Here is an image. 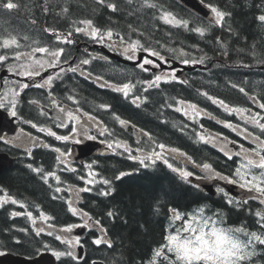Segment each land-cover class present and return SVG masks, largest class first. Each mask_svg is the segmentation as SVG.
<instances>
[{
    "label": "trees",
    "instance_id": "1",
    "mask_svg": "<svg viewBox=\"0 0 264 264\" xmlns=\"http://www.w3.org/2000/svg\"><path fill=\"white\" fill-rule=\"evenodd\" d=\"M201 1L230 14L226 15L222 27L201 18L177 0H157V2H162L164 7L174 12L178 18L188 20V29L164 25L153 19L154 14L150 11L134 12V5L129 6L127 0H106V3H117L120 11L115 13L97 3V0H15L21 4L19 11L6 12L0 8V43L10 36H16L21 44H31L29 39L26 43L24 42L23 35L31 33L24 29L25 25L32 24V20L36 21L35 24H32L35 26L38 23H46L54 19L55 26H58L61 31H68L70 25H76L74 22L84 19H91L94 25L103 29L112 28L124 34L128 32V25H132L133 28L140 30L139 32H143L152 43L156 44L158 41L174 45L176 49H183L188 53L186 58L199 59V57L205 56L204 64L212 63V68L204 71L200 75V79H189L188 84H171L173 87L171 92L174 93L173 95H179L185 100L218 112L222 120L227 119L240 126H245L243 123L241 124L238 117L230 116L221 108L210 105L207 98L198 93L206 91L210 96L223 99L230 106L248 107L252 111L259 110L253 108L255 105L247 96L249 94L258 98L264 96V69L259 68L264 65V22L258 20V16L264 13V0ZM44 4L47 7L48 5L53 8L56 6L55 12L42 13ZM37 7L40 12L33 11ZM63 8H67L70 13L62 14ZM50 10L52 9L49 8ZM129 13L133 14L129 15ZM195 27H207L208 30L204 36H200L191 30ZM42 33L46 34L44 31ZM40 34V32H36L32 37L37 38ZM47 42H51V39H47ZM141 42L144 43L143 40ZM20 50L27 51L28 49ZM7 51L0 49V55H9ZM232 84L243 87L248 95L239 92L238 88H232ZM91 85L95 87L93 84ZM92 87L91 89L95 90ZM149 92L147 95L149 94L151 101L148 105L145 104V111L133 107L130 100H125L108 90L102 91L99 99H101V103L111 106V109L107 111L108 114L112 110L135 124L149 128L158 142L164 143L168 147L184 149L193 154L197 147L193 139H196V133L199 131L196 123H187L186 119H182L174 111L164 114V106L160 101L167 91ZM165 110H168L166 105ZM210 126L216 132L228 133L222 126L215 127L213 124ZM248 128L250 131H254L251 126ZM254 133L259 134L258 130ZM124 138L133 150L138 146L131 137L126 138L125 136ZM131 154L136 156L135 151ZM194 157L200 159L197 156ZM43 158L46 162L51 159L45 154H43ZM210 159L217 168L222 167L223 159L220 157ZM52 160L49 161L53 162ZM132 160L134 161V159ZM133 161L130 160L127 152L117 149L114 155L106 158L105 167L99 170L101 177L110 181L111 189L107 190L110 194L102 195L103 191L99 186H96L92 192L90 191L91 193L82 194L83 209L85 208L102 223L113 242L112 248L106 247L105 250L97 251L102 258L108 261V264H149L154 251L163 242V236L172 219L170 211L172 208L179 211L195 210L199 203L206 198L214 201L216 206L226 210V213L236 207L235 204H232L230 208L227 207L225 199L221 197H206L200 188L198 189L191 181L184 180L161 161L144 168H139ZM146 163L148 162L146 161ZM171 163L173 164L174 161ZM224 163L230 168V170L227 169L228 172H233L237 166L235 159L224 160ZM28 164H32L33 167L44 165L38 156H35L27 164L22 161L16 162L12 168L2 174L3 186L22 196L30 211L52 213L58 226L61 223H67L68 218L72 217L65 213L64 205H59L60 202L53 199L51 193L53 184L44 183L41 179L42 173L33 172L27 167ZM48 165L49 170L53 171L54 163H48ZM130 171L133 172L130 173ZM121 172L126 175L117 179ZM222 200L223 203H221ZM36 205H39V208ZM249 207L250 213H254L255 210L264 212V205L254 201L247 206L244 205L243 209ZM6 211L7 209H0V216L5 218V220L0 219V242L6 249L29 256L33 255L31 249L38 242H46L54 248L59 247L56 241H52L47 236H40V240L37 241L32 236L34 234L32 229L28 228V235L22 234L21 250V245L13 243L14 239H12L14 233L17 232L9 231L10 226L19 227V222L17 219L9 220ZM109 211L114 213V217L108 216ZM242 213L237 212L229 217L233 222H239L238 220L242 219ZM243 223L245 226H250V231L264 234L255 222L253 215L250 218V223ZM22 225L24 227L23 223ZM255 261H258V264H264V255H259ZM64 262L65 264H88V258L81 262Z\"/></svg>",
    "mask_w": 264,
    "mask_h": 264
},
{
    "label": "snow or ice",
    "instance_id": "2",
    "mask_svg": "<svg viewBox=\"0 0 264 264\" xmlns=\"http://www.w3.org/2000/svg\"><path fill=\"white\" fill-rule=\"evenodd\" d=\"M97 3L107 7L112 12H119L120 8L115 2H107L106 0H97ZM129 6L134 5V12H152L153 19L158 20L164 25L171 26L173 28H189V21L185 19L178 18L177 15L169 11L164 7L162 2H157V0H127ZM211 12L214 14L211 23L217 26H223L226 14L224 11L219 10L216 7L209 6ZM0 8L4 11L11 12L13 10L19 11L21 4L15 2V0H2L0 2ZM49 11L48 7H44V12L47 14ZM68 12L67 8L62 9V14ZM133 13H129L132 15ZM260 22H264V13L258 16ZM35 20L31 23L35 24ZM80 26H75L72 30L67 33H61L53 29L45 28L43 31L49 35V37H55L58 44L63 45H74L77 43L73 39L74 33L76 35H85L92 42L96 44L103 45L108 48H116L117 50H122L123 54L128 60L136 62V66L144 72H149L151 69H160L161 63L170 64L173 60L182 63L185 66L188 65H203L206 57L201 56L199 59H189L186 58L188 53L183 49L167 48L166 51L171 54V56H165L161 54V51L157 50L163 48L164 45L156 42V47L146 46L151 44V40L145 37L143 32H139L137 29L133 28L132 25H128V32L126 34L108 28L107 30H102L96 27L91 19H84L78 22H74ZM200 36H204L207 32V27H195L191 29ZM25 41L28 37H23ZM144 41L142 43L141 41ZM39 41H33L31 44H21L20 40L16 36H10L4 39L0 43V49L11 50L13 55H0V64L7 63L9 60H13L14 63L8 64L7 72L12 73L17 77L14 82L13 87L7 88L0 94V110L6 111L7 115L19 119L21 122L31 125L33 129H37L40 133H46L49 136L55 137L58 141L68 142L74 141L79 144L82 142L83 138L88 140H95L96 136L89 134L90 128L95 127L101 136H111L112 132L108 129L103 121L98 120L95 116L91 115L89 112H84L78 106L73 110L71 108H66L61 105L57 99L52 96V85L54 81L62 80L66 73L71 72L73 74L79 72L81 76L87 79H95L100 87L110 88L116 93H120L124 98L132 96L131 103L139 107L141 104L148 101V96L145 95L143 98L136 95L137 85L143 89L145 93H148L151 89H159L161 83L179 82L183 84H188L187 80H179L177 76V70L172 68L170 71H160L159 74L154 75L151 80L147 81H128L126 83L117 85L113 84L107 80H104L101 76L93 77L91 72H88L84 66L89 65L92 59H105L104 57H92L84 58L79 60L78 63L70 64L69 58L71 57V52H69L65 47H53L49 46H39ZM27 48V51H21L20 49ZM144 54V55H141ZM227 54V53H225ZM85 55H90L85 50ZM74 59V58H73ZM150 66V67H149ZM246 66V65H245ZM48 70H54L51 75L46 78L42 77V72ZM36 77H41L42 83L36 84L34 80ZM21 80H26L27 82H21ZM7 83V82H5ZM37 88H48L50 103L55 109L54 119L58 121L56 127L70 129L67 135H57V132L53 131L51 127L39 126L31 120H24L20 115L18 110L19 100L22 98L21 94L23 90L29 87ZM0 87H4L0 85ZM232 88H238L239 92L248 95L243 87H239L236 84L231 85ZM213 104L218 105L230 116L235 115L243 122L245 126L233 124L231 121L223 122V126L230 129L234 133H238L243 137L244 140L250 142L252 147L245 148L241 145H234L238 148L235 153H229L226 150V145L228 143H233L228 141L222 133L212 134L205 133L204 131L196 133L199 142L204 144H225V147L219 149L220 152L224 153L228 159L240 160V163L236 166L234 170V177L232 179L228 176H223L221 173L216 172L212 164L203 162L197 163L192 157L187 156L186 153L181 152L176 148H169L164 143H157V141L152 137L151 133L139 130V135L141 137H146L148 144L151 145L150 150L146 151L144 147L138 146L133 150L126 142H121L119 140H114L107 143V147L115 152L117 149H123L124 152L129 154L130 159L139 160L141 165L145 167H150L154 165L157 161H161L169 169L177 172L184 180H188L190 177L195 176V169H199L205 174V178L213 179L219 178L224 179L228 183L236 184L240 189L244 190L247 198L243 200L228 199L227 204L232 205H247L249 200L257 201L260 205H264V96H249V100L253 105H255L259 110L252 111L251 108H242L230 106L223 99H219L210 96L208 92L198 93ZM66 99L73 101L78 105L73 95H69ZM29 103L38 104V101H30ZM177 107L175 111L181 112L185 117L189 118L193 122L197 119H202L207 116V112H202L195 103H191L185 100L176 101ZM100 109L108 110L110 105L100 104L98 106ZM168 107H172L171 104ZM40 115H48L44 108H40ZM121 126L127 125L128 127H133L130 122L120 118L115 117ZM248 126H251L254 131L258 130L259 134H254V131H249ZM203 130V125H200ZM20 134L16 135L12 139H8L5 136L0 135V141L4 143L18 144L31 143L33 147L42 143L39 137H33L31 133H24L23 129H20ZM44 147H50L47 144H43ZM58 155L56 156L57 168L66 171L75 172L76 169L70 167L69 157L71 155L70 151H61L60 148L53 149ZM135 151L140 155L133 156L131 153ZM174 154H179L180 156L187 157V161L193 165L194 170L189 171L182 168H174L173 164L169 162V158L175 159ZM27 155L31 157V150L27 151ZM146 161L148 163H146ZM27 167L37 174H41V179L44 183H48L50 179H54L57 184L60 183V176L57 172L49 171L43 172L42 168H34L32 164H28ZM85 167L91 169L92 165H85ZM96 173L89 171L88 179L86 184L92 185L98 181L95 179ZM126 173L121 172L117 179L125 176ZM84 179V177H81ZM104 185H109L110 181L107 179H102ZM51 187V185H49ZM198 187V185H197ZM3 191V195H0V207L5 204L19 205L21 208L27 209V205L21 201H18L13 196H10L5 189H0ZM54 191L60 193L64 191L61 187H55ZM69 192L73 190L68 189ZM90 191L89 188H81L74 195L78 199L79 192ZM217 191L224 192L223 188H218ZM102 195H109L110 192L105 191L101 193ZM227 195V193H225ZM59 197H53L57 199ZM76 202L72 196L66 201L68 205V210L73 215L83 216V225L70 224L61 228L59 233L54 236L56 241H59L62 245L66 246L65 251L52 250L51 246L46 242H38L35 247L31 249L33 255L25 257L29 261V264H38L39 259H41L46 252H50L57 260L61 261V264H65L62 260L63 257H68L71 260H77L80 257L77 254V248H82L81 239L79 236L69 237L73 229L77 227H88L89 222L92 221V217L84 212L82 209L74 207L73 204ZM39 208V205H36ZM172 213V220L169 229L166 230L163 236V242L154 251L149 264H157L160 260L163 264H252L253 258L257 255L256 248L260 246L264 248V234H257L256 231H249L246 227H223L225 223L222 214L214 213L212 216L206 215L205 208L201 207L195 210L192 214H182L179 210L172 208L170 209ZM26 215L31 221V228L36 237L42 235L53 236L56 232L55 226L48 223L50 220L54 219L52 216L45 214L40 211L38 217L33 216L32 211L25 212H12V217ZM109 217H114L112 211L108 212ZM217 217V218H214ZM256 223L264 233V214L260 211L255 212ZM37 221L41 224L38 225ZM180 222V227H176V223ZM95 225L99 226L100 221L96 220ZM20 231L27 233L28 229H20ZM103 233L102 237L95 238L93 243L97 246L102 244L111 248L113 242L107 239V230L101 228ZM15 244H21L22 241L19 239L13 240ZM10 255V253L4 249L0 248V257ZM264 255V253H261Z\"/></svg>",
    "mask_w": 264,
    "mask_h": 264
},
{
    "label": "flooded vegetation",
    "instance_id": "3",
    "mask_svg": "<svg viewBox=\"0 0 264 264\" xmlns=\"http://www.w3.org/2000/svg\"><path fill=\"white\" fill-rule=\"evenodd\" d=\"M34 27H40V26L39 25H35ZM60 32L61 33H67V32H64V31H60ZM78 37H79V35H76L74 33L73 39L76 40L77 43H75V45L73 47H71L72 51H71V57L69 58V62H70V64L74 65L75 63H78L79 60L84 59V58L91 59L92 57H104L105 59H92V62L89 65L84 66L86 68V70L88 72H91L92 75H94V76H101V77H103L104 80H107V81L111 82V79H112V77H114V75L110 74L107 71L106 72L100 71L98 68H94L92 66L96 62H103V61H106V60H108L110 63H112L113 66L117 65V66L113 67V70H122L121 73H123L124 76H126V78H128L129 80L137 79V77L150 78L149 80H151L154 77V75L159 74V72L157 71L158 69H154L153 68L149 72H144L141 69H139L136 65H130V64L124 65V64H122L121 61L113 58L107 52V51L115 52V53H118L119 55L125 57V55L123 54L122 50H117L116 48H108V47H105V46L100 45V44H98V46H95L94 44H96V43H94V42L91 43L90 42L91 40L88 37H86L85 35H82V34H81L82 40H79ZM79 43H83L85 45L84 46L82 44L79 45ZM86 49H87V52L90 55H87V56L85 55V50ZM170 64H168V65H170ZM170 70L171 69L167 68V69H165L163 71H170ZM53 71L54 70H48L46 72H42L41 75H42V77L46 78L48 75H51L53 73ZM188 77H190V72H187L185 74L184 80L186 78H188ZM37 79L38 80L34 81V83L39 84V83L43 82L41 77H37ZM16 80H17V77L14 76L11 73V77H9L7 83L5 84V90L7 88H9V87H13L14 86V82ZM21 82H22V80H21ZM96 83H97L96 80L87 79V78L81 76L79 72H77L75 74H73L71 72H68V73H66V75L63 77L62 80L54 81V83L52 85V89H51L52 96H54L57 99V101L61 103L62 106L66 107V108H71L73 110L78 106L84 112H89L91 115L95 116L98 120L103 121V124L107 126L106 117L103 116V115H99L100 113L97 111V110H99V107H95V105H92L89 100L83 99L81 97V95L79 93H77V91H78V89L80 87H83V86H91L92 87L91 84H93L94 86H96L98 89H101V90L107 89V88L100 87ZM164 85H165V87L167 89L168 94L169 93L172 94L171 89H170V83H164ZM23 91H24L23 94H21L22 98L19 100L18 110H19L20 115L23 117L24 120H31V121L35 122L37 125H39V126L51 127L53 131L57 132V135H67V134H69L70 129L56 127L58 121H56L54 119L55 109L52 107V105L50 103V99L51 98L49 97V89L48 88H37V87H31L30 86L29 88H27V89H25ZM69 95H73L74 96L75 100L78 102V105L76 103H73V101H70V100L66 99V97L69 96ZM27 96L30 98L29 101L27 100ZM30 101H38L39 103L38 104L29 103ZM43 105L48 106L49 108H51L53 110V113H50V112L45 110V112L48 113V115H40V108ZM212 105L216 106L213 103H212ZM145 107L146 106L141 104L137 108L145 111L146 110ZM242 108H248V107H242ZM253 108L258 109L256 106L253 107ZM16 120H17V124L19 126V130L23 129L25 134L31 133V135L33 137H39L40 140L42 141V143H40L37 146L33 147V145L31 143L18 144L16 142H13V144L17 146V147H15L14 156L16 158H18V157L20 158V157H22V154L24 153L25 150H32L33 149V151H35V153L37 154L38 158L45 164H48V163L44 160L42 154L47 155L49 158H51V159H53L55 161L56 160V156L58 155V153H56L53 149L60 148L61 151H70V153H71V155L69 157L70 167H71V165H75L76 167L78 166V167L85 168V165L88 163L87 160L85 162H78L76 160L78 145L85 144V143H91L92 141H100V142L106 144V142L109 141V139H117V140L122 139L119 136L120 132L116 131L115 128L111 131L112 132L111 136H108V135L101 136V135H99V132L97 131V129L95 127H92V128H90V133L89 134L96 136L95 140H88L85 137V138L82 139V142L79 143V144H77V143H75L74 141H71V140L68 141V142H63V141L56 140L55 137L49 136L46 133L38 132L37 129H33L31 127V125L23 123L19 119H16ZM232 123L233 124H237V123H234V122H232ZM212 124L220 125L224 129L228 130L229 133L232 132L230 129H228V128L223 126V121L222 120L220 121L219 124H216L214 121H209L208 126L212 125ZM200 125H201L200 123H197V127L199 128L198 132L204 131L205 133H212V134L219 133V132H216V131L212 130L211 127L204 126V125H203V130H202L200 128ZM123 127H125L127 129L126 125H124ZM126 129H125V132L127 134H129L130 136H132L134 141H136L137 143L139 142V144H148L147 138L146 137H141L139 135V130L143 129L144 131L149 132L152 135V132L150 131L149 128H147L145 126H142V125H139V124L136 125V128L133 130V133H131L127 129L129 131V133H128V131ZM19 130L15 134H6V133H4L3 136H5L8 139H12L16 135L20 134ZM222 134H223L224 137L227 138L228 141H231V142L235 141V142H237L240 145L242 144L245 148L252 147L250 142L244 140L243 137L240 136L238 133H234L233 132L234 135L231 136V137L228 136V133H222ZM195 140L197 141L198 146L201 149H205V148H207L209 146H212L213 148H215L217 154H215L214 157L212 156V158L218 159V157H220L223 160H232V159H228L227 156L224 155V153L219 151V149L221 147H224L223 145H221V143L204 144V143L199 142L198 137H196ZM0 143L11 144V143H4L2 141H0ZM43 144H47L50 147H44ZM228 145H231V144L228 143ZM226 150L229 153H235V152H231L228 148H226ZM233 150H234V148H233ZM186 152H187L186 153L187 156H190L192 158L194 156H197V155H194V154L190 153L189 151H186ZM109 154H110V150L106 149L104 152H101L98 156H95V159L104 160ZM198 158H200V157H198ZM184 159L186 160L187 157H185ZM236 159H238V158H236ZM214 169L216 170V172L217 171H221V172H226V173H229L227 169L230 170V168L226 166V163H224V165L222 167H220V168L219 167L218 168L214 167ZM195 172H196V181L198 183H200V184L212 183V184H214L216 186V188H223L224 189V185L223 184L226 182V180L219 179V178H213V179L205 178V174L202 171H200L199 169H195ZM223 176H227V175L223 174ZM0 179H1V182H2V177H0ZM10 191H12V190H10ZM241 193H242V195L244 193V195H243V197L241 199H246L247 195H246L245 191L241 190ZM60 203H62V205H64V207H67L66 201L61 200ZM4 206H17V207L20 208V211L22 212V208L19 205H13V204L9 203V204H5ZM19 224L22 226L21 216H20ZM92 224H93V220L90 221L89 222V226L86 227L87 233H89V231H91ZM67 235H69V237H75V235L73 233H70V234H67ZM18 239L20 241H22V231H20V233L18 234ZM80 239H81V244L84 246V249H85V254H86L85 258H87L88 252L90 251L88 245H91L93 247V245H95L93 243L94 240L91 237V235H88L85 238H80ZM19 245H21V250H22V243L19 244ZM64 247H65V250H66V246L65 245H64ZM94 262H95L94 259H88V264H94ZM104 263L106 264V262H104Z\"/></svg>",
    "mask_w": 264,
    "mask_h": 264
},
{
    "label": "bare ground",
    "instance_id": "4",
    "mask_svg": "<svg viewBox=\"0 0 264 264\" xmlns=\"http://www.w3.org/2000/svg\"><path fill=\"white\" fill-rule=\"evenodd\" d=\"M180 4H182L184 7H186L187 9H189V10H191L193 13H195L196 15H198V16H200L201 18H203V19H205V20H207V21H212L213 20V16H214V14L212 13V15H204L202 12H203V9L202 8H199V7H193V6H190V5H188V4H186L185 2H183L182 0H177ZM202 2V1H201ZM202 4L205 6V7H207V8H210L209 6L210 5H208V4H206V3H204V2H202ZM46 5L44 4V5H42V8H44ZM56 7V6H55ZM55 7L53 8L52 6H49L48 5V9L49 8H51L52 10H50L47 14H49V13H52V12H55ZM3 10V9H2ZM34 10H37V11H39V7H37V8H34L33 9V11ZM36 11V12H37ZM7 12V11H6ZM40 12V11H39ZM42 13H44V10L42 9ZM68 13H70L69 12V10H68ZM84 14H86V13H84ZM84 14H82V15H84ZM37 25H39L40 27H34L32 24H27V25H25V29H24V31H26V32H31V33H29V34H26V35H23V37H28V39L30 40V43H32L33 41H39L40 43V45H41V43H44V45H47V46H58L59 44L56 42V40H55V37H49V35L46 33V34H43L42 32H43V29H45L46 27H48V26H51V29H53V30H55V31H58V30H60L59 28H58V26H55L56 25V22H55V20L54 19H51L49 22H46V23H41V24H37ZM74 26H80V25H78V24H76V25H74V24H72V25H70V27L68 28V31L69 30H72V28L74 27ZM61 31V30H60ZM68 31H64V32H68ZM138 31H140V30H138ZM36 32H40L41 34L37 37V38H34V37H32V35L34 34V33H36ZM21 36H22V34H21ZM1 38V37H0ZM47 39H51V42H47ZM78 39L79 40H82V38H81V35H79V37H78ZM25 43L27 42V41H24ZM29 44V43H28ZM80 44H82L83 46L85 45V44H83V43H79V45ZM160 44H165V43H160ZM75 45V44H74ZM74 45H71V46H66V49L69 51V52H71L72 51V49H71V47H73ZM148 46H151V47H156V44H155V42L154 43H152L151 42V44L150 45H148ZM165 46H170V45H167V44H165ZM157 50H160L162 53H163V55H165V56H169L170 57V53H168V52H166L163 48H159V49H157ZM8 54H9V56H12L13 55V53H12V51L11 50H9L8 51ZM190 59V58H189ZM11 63H14V61L13 60H10V62H7V63H5V64H11ZM173 64L174 63H179L178 61H176V60H173V62H172ZM212 63H210V64H203V65H201V64H196V65H190V67H192V69L191 70H189V72H190V78H198V79H200L201 77H200V75H202V73L204 72V71H208V69L209 68H212ZM94 68H98L100 71H103V72H109L110 74H113V72H112V66H113V64L112 63H110L108 60H106V61H103V62H96V63H94L93 65H92ZM115 66H117V65H115ZM259 68L260 69H264V65H261V66H259ZM162 70H165V67H162ZM129 80V79H128ZM145 80H149V78H146ZM129 81H131V80H129ZM137 81H140V77H137ZM133 82V81H132ZM133 83H135V82H133ZM92 88H95V90H98V91H95V90H93V89H91V86H83V87H80L79 89H78V91H77V93H79L80 95H81V97L83 98V99H87V100H89L90 101V103L92 104V105H95V107H98L100 104H103V103H101L102 101H101V99H99L100 97V94H101V92L102 91H104V90H101V89H98V88H96V86L95 87H92ZM151 90H153V91H150V92H155L157 89H151ZM158 90H160V91H167V89H166V87H165V85L164 84H162L161 86H160V88L158 89ZM142 92V93H141ZM149 92V93H150ZM114 93V92H113ZM115 94H117V93H115ZM135 94L136 95H139V96H141V98H143L145 95V92H143L140 88H139V86L137 85V90H136V92H135ZM174 93H169L168 94V92H166L165 93V96L162 98V100L160 101V102H162L163 103V108H164V114L165 113H167V112H170V110H169V107H168V105L169 104H171V105H174V104H176V101H178V100H185L184 98H182V97H180L179 95H173ZM117 95H119V94H117ZM93 96V99H91V97ZM119 96H121V95H119ZM149 98H150V96H149V94L147 95ZM123 99H128V100H130V102H131V100H132V96H130V97H128V98H124L123 96H121ZM177 97H179V98H177ZM214 97V96H213ZM95 99H98V100H95ZM93 100H95V101H93ZM185 101H188V100H185ZM188 102H191V101H188ZM207 102L208 103H210V105L212 104V102L210 101V100H208L207 99ZM192 103H195V102H192ZM195 104H198V103H195ZM142 105H144L145 106V103H143ZM165 105H166V108L168 109V110H165ZM199 105V104H198ZM200 108H202V110L204 111V112H207L208 113V115L207 116H204V119H202L201 120V123L200 124H202V125H204V126H208V123H209V121H214L216 124H219L220 123V121H221V118H220V116H219V113L218 112H216V111H214V110H210V109H208V108H206V107H203V106H201L200 105ZM111 109V108H110ZM109 110V109H108ZM108 110H104V109H100L99 108V110H97L100 114L99 115H103V116H108L109 114L107 113V111ZM224 115H226V114H224ZM238 124V123H237ZM215 127H219L220 125H215V124H213ZM208 127H211L210 125L208 126ZM182 131V130H181ZM226 131H228V130H226ZM234 134H233V132H228V136L229 137H231V136H233ZM130 137H132V136H130ZM193 141H194V143L197 145V147L194 149V155H197L198 157H200L201 159H196V158H192L193 160H195L197 163H203V162H207V163H211L212 162V160L210 159V157L212 158V156L214 157L215 156V154H216V150H215V148H213L212 146H209V147H207V148H205V149H201L199 146H198V143H197V141L196 140H194L193 139ZM134 143L135 144H137V142L136 141H134ZM42 156H43V154H42ZM49 160H51V159H48L47 160V163H54V169H53V171L55 170H57V172L60 174V176L61 177H63L64 178V182L68 185L67 187H70L72 190H73V192H75L76 190H77V186H78V188H81L82 187V182L83 181H86L87 179V173H85L83 170L82 171H78V172H74V173H72V172H68V171H65V170H59V168H57V163L54 161V160H52L53 162H50ZM131 161H133L132 159H130ZM134 163H136L137 164V166L139 167V168H144L145 166L144 165H141L140 163H138L136 160H134L133 161ZM192 167H193V165H192ZM100 170V169H99ZM133 172V171H132ZM131 171H130V173H132ZM177 173V172H176ZM178 174V173H177ZM98 175H99V177H101V173L99 172L98 173ZM120 176V175H119ZM81 177H84V179H81ZM102 179H105L104 177H101ZM96 186H99V188L103 191V192H105V191H107V190H110L111 189V186H110V184L109 185H104L102 182L101 183H99V184H97ZM95 186V187H96ZM94 187V188H95ZM93 188V189H94ZM92 189V190H93ZM199 189V188H198ZM92 190H91V192H92ZM204 194H205V196L206 197H210V198H213V194H210V193H208V192H206L205 190H203V189H200ZM90 192V193H91ZM60 195L62 196V197H64L65 199H69V197L71 196L70 195V192L69 191H67L66 189H64V191L63 192H60ZM217 198H220V197H217ZM225 201V203H226V200H224ZM221 203H223V200H222V202ZM62 203H60L59 205H61ZM226 205H227V207H232V205H229V204H227L226 203ZM211 207L210 208V210H212V211H215L216 213H219V214H222L223 215V217H224V220H225V223H224V226H226V227H229V226H231V227H241V226H244V227H246L249 231H250V226H245V225H241V223H243V222H249L250 223V218H251V216L253 215L254 216V218H255V212H257L258 210H255V212L254 213H250V207L249 208H245V209H243V207L241 206V205H236V207L235 208H233V209H230V211H229V213H226V210H224V209H222V208H220V207H217L216 206V203L214 202V201H212L211 199H209V198H206L205 200H202L200 203H199V208L200 207ZM65 208V213L67 214L68 213V211L66 210L67 208L66 207H64ZM192 211H194V210H183V211H180L182 214H188L189 212H192ZM242 211H244V213H242ZM237 212H241L242 213V219L241 220H238L239 222H233L232 220H231V218L229 217L230 215L232 216V214H235V213H237ZM64 215V214H63ZM7 217H8V219L9 220H12L8 215H7ZM64 217V216H63ZM0 218L2 219L3 217L2 216H0ZM21 219H22V216H21ZM256 219L257 218H255V222H256ZM2 220H5V218H3ZM172 220V219H171ZM170 223H171V221H170ZM170 223H169V225H168V228L167 229H169V227H170ZM98 227V226H97ZM99 227H100V229L101 228H103V229H105V227L102 225V223L100 222V225H99ZM24 227H23V225L22 226H19V227H12V226H10V228H9V231L10 230H12L13 232H19L20 233V229H23ZM91 235V237L93 238V240L95 239V238H98V235L95 233V232H89V233H85L84 234V238L86 237V236H88V235ZM110 239V238H109ZM111 240V239H110ZM112 241V240H111ZM88 247H89V249H90V251L88 252V255H87V258L88 259H94L95 260V262H94V264H105L104 262H106V264H108V261L106 260V259H104V258H102V256L100 255V253L99 252H97V251H99V250H105L106 249V245H104V244H102V245H100V246H97V245H93V247L91 246V245H88ZM109 248V247H108ZM112 248V247H111ZM110 249V248H109ZM256 252H257V255L253 258V261H254V264H258L255 260H257V257L259 256V255H261V253H264V248H261L260 246H257V248H256ZM86 254H85V249H84V251H83V259L85 260L86 258ZM162 261H158V263L157 264H162L161 263Z\"/></svg>",
    "mask_w": 264,
    "mask_h": 264
},
{
    "label": "water",
    "instance_id": "5",
    "mask_svg": "<svg viewBox=\"0 0 264 264\" xmlns=\"http://www.w3.org/2000/svg\"><path fill=\"white\" fill-rule=\"evenodd\" d=\"M182 1L190 6L202 8L203 9L202 13L204 15H212L211 10L205 7L200 0H182ZM184 69L191 70L192 67L186 66L184 67ZM9 124H10V119L8 118L7 113L0 110V134L6 129H8ZM85 148L86 147H83V148L81 147L80 149V155L82 158L85 157L86 155H91L93 151L95 150V145L90 146L88 148L89 150ZM10 161L11 160H9V158L5 154L0 153V174L2 173L3 170H5L12 163V161L11 162ZM210 188L211 187H208V190L211 193H215V191H212ZM230 191L233 193H236L235 190L231 189ZM5 261L14 262L16 264H29V261L25 258L13 259L11 257H8L5 259ZM55 261L56 260L51 254L46 253L41 259H39L38 264H56Z\"/></svg>",
    "mask_w": 264,
    "mask_h": 264
},
{
    "label": "rangeland",
    "instance_id": "6",
    "mask_svg": "<svg viewBox=\"0 0 264 264\" xmlns=\"http://www.w3.org/2000/svg\"><path fill=\"white\" fill-rule=\"evenodd\" d=\"M164 45V47H163V49L166 51V49L167 48H174V49H176L175 47H174V45H170V46H165V44H163ZM175 46H177V44H175ZM177 50H179V49H177ZM167 52V51H166ZM170 56H171V54H170ZM113 67H115V65L114 66H112L111 68H112V72H113V74L112 75H114V77H112V81H113V83H115V84H117V85H120V84H123V83H126V82H128L129 80H128V78H126V76H124V74L123 73H121V71L122 70H113ZM131 96V95H130ZM129 96V97H130ZM175 106L177 105V104H174ZM199 109L202 111V112H204L203 110H202V108H200L199 107ZM202 119H204V117L202 118ZM202 119H197L196 120V122L197 123H201V120ZM243 122L241 121V124H242ZM221 145H223L224 147H225V144H222L221 143ZM226 148H228V144L226 145ZM229 149V148H228ZM176 159V158H175ZM176 160H178L180 163H181V165H182V169H186V167L184 166V162H183V160H180V159H176ZM138 163H140L139 162V160H136ZM187 170V169H186ZM66 171V170H65ZM85 173H87V178L86 179H88L89 177H88V172L89 171H86V170H83ZM68 172H70V171H68ZM94 173H96V172H94ZM97 175H96V177H95V179L97 180V181H99L98 183H101L100 181H102V178L101 177H99V175H98V173H96ZM85 180V179H84ZM189 180V179H188ZM65 183V182H64ZM68 185H64V184H60L59 185V187H61L62 189H66L67 191H68V189L70 188V187H67ZM63 192V191H62ZM75 192H70V195L71 196H73V194H74ZM201 208V207H200ZM203 208H205V210H206V212H205V214L206 215H209V216H212L214 213H216L215 211H212V210H210V206L209 207H203ZM195 211V210H194ZM194 211H192V212H189L188 214H192ZM262 214L264 213V212H261ZM81 216V215H80ZM37 224L38 225H40L41 224V222L40 221H37ZM176 227H180V222H177L176 223V225H175ZM223 227H226V226H224V224L222 225ZM229 227H231V226H229ZM237 227V226H236ZM159 261V260H158ZM158 261H157V263H158ZM162 264H163V262H161Z\"/></svg>",
    "mask_w": 264,
    "mask_h": 264
}]
</instances>
